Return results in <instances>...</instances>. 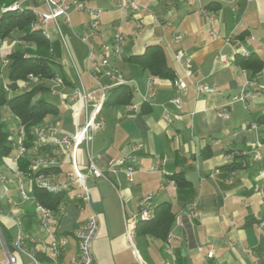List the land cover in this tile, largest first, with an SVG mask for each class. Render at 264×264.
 <instances>
[{
  "label": "crops",
  "instance_id": "crops-1",
  "mask_svg": "<svg viewBox=\"0 0 264 264\" xmlns=\"http://www.w3.org/2000/svg\"><path fill=\"white\" fill-rule=\"evenodd\" d=\"M30 1L35 10L48 11L43 0ZM81 1L102 9L97 31L88 38L92 47L109 43L114 27L123 35L121 58L112 59L111 65L127 81L132 97L129 103H115L121 92L117 90L100 112L103 128L93 133L95 164L107 179L87 182L89 203L78 200L79 189L71 185L62 192L57 209L50 210L48 230L68 242L56 259L48 249V233L34 214L26 232L35 238L31 245L35 257L41 264L68 263L77 252L74 231L95 213L98 231L92 251L97 264H163L165 240L148 234L141 225L129 242L126 238V221L133 222L139 200L150 196L153 211L160 203L171 207L174 217L167 237L175 262L179 256L181 264H264V227L258 225L264 219V205L255 192L256 188L264 190V0H135L134 11L118 9V0ZM57 20V26L47 23L50 42L60 49L55 59L57 75L46 83L57 113L47 116L40 126L54 122L61 132L72 134L83 124L84 114L81 103L69 96L81 86L89 90L95 85L88 71L87 45L81 41L89 36L90 17L70 9L69 23ZM153 44L163 48L172 79L152 77L128 60ZM242 49L248 55L242 56ZM177 54L188 57L189 67L176 59ZM249 56L252 61L245 66ZM150 77L154 95L148 97ZM175 79L186 88H176ZM99 81L108 83L104 77ZM197 81L213 87L214 92L197 93ZM247 81L252 83L245 86ZM242 89L246 100L232 102ZM130 104H136L137 110L130 111ZM226 104L227 118H223L219 110ZM166 113L172 117L170 122L164 119ZM4 121L15 129L13 118ZM134 143L140 148L130 160L135 172L133 182L128 183L123 173H111L109 168L128 155ZM50 145L39 153L58 168L48 175L57 181L73 176L72 155L78 171L85 170L84 145L75 151ZM156 156L164 162L151 170ZM4 161L5 184H0L10 183L11 190L5 187L10 194L2 200L6 208L0 209V223L11 244L17 231L14 220L21 219L33 203L19 197L14 159ZM230 164L234 166L229 169ZM178 176L188 181L187 187L171 186L169 181ZM22 180L29 190L28 179ZM7 198L12 199L11 204ZM192 202L196 203V217L186 210ZM18 258L23 264H32L23 254Z\"/></svg>",
  "mask_w": 264,
  "mask_h": 264
},
{
  "label": "built area",
  "instance_id": "built-area-1",
  "mask_svg": "<svg viewBox=\"0 0 264 264\" xmlns=\"http://www.w3.org/2000/svg\"><path fill=\"white\" fill-rule=\"evenodd\" d=\"M29 0H18L17 2L12 3L7 7H0V17L1 14L5 11H15L20 9L21 6L28 2ZM48 11L42 12L34 9V14L36 17V23L42 28V34L46 39L50 40L49 31L47 29V23L53 22L57 26L58 18H62L65 23H69V13L70 9L82 11L89 15L90 22L88 24L89 36L81 38V41L87 45V65L88 71L92 75L95 81L93 88L85 90L82 86L73 90L69 96L71 100L81 103V110L84 114L83 124L79 127H76L75 131L72 134H65L60 131L58 125L54 122H49L44 126H37L34 128L33 132L35 134V140L33 148L31 151H28L27 148L22 144L23 140V131L21 128H18L16 131V136L18 137L17 150L18 156H23L26 154L31 155V162L29 165L30 173L32 177L28 179L30 187H36L37 189L44 190L50 193H57L67 191L71 185H76L79 189V192L76 194V198L81 202L87 204L89 203V191L87 187V182L90 179H107V176L102 172L95 164V154L92 151L91 143L93 139V133L102 129L104 126V120L100 116V112L104 106V103L107 98L108 91L116 86L125 85L127 81L124 79L120 71L111 65V60H119L121 58V45L123 42V35L119 32L117 27L113 28V35L109 43L102 44L98 48L92 47L88 38L91 37L98 28L99 19L102 13V9L98 7H88L81 0H60L58 2H53L52 0H43ZM119 6L118 9H126L129 11H134L137 9L135 0H118ZM233 9L236 10V7L233 6ZM205 14V10H201ZM178 36L175 37L177 39ZM22 42L17 41L16 44ZM241 54L243 56L248 55V52L245 49H242ZM177 60H183L186 67H189L188 57L177 54ZM2 63L7 64V60L3 59ZM99 77H104L108 80V83H101ZM29 81H36L31 75L28 76ZM55 80V79H54ZM152 78L147 79V85L149 87L148 97L154 95V89L151 85ZM251 81L245 82L246 84H251ZM28 84L26 82L22 83L20 87L27 89ZM173 85L181 90L186 88V85L183 81L179 79L173 80ZM195 89L197 93L209 94L214 92V88L197 81L195 83ZM95 94H98L95 97ZM247 98V94L244 89L232 97V102L241 101L244 102ZM174 102L179 104V99L175 98ZM231 102V103H232ZM230 104V103H229ZM226 104L220 108L219 113L223 118H227L226 107L229 105ZM130 111H136L137 105L130 104L128 106ZM164 119L168 122L171 121L172 117L169 113L164 115ZM61 134V136H59ZM52 144L62 149L71 148L73 151L79 145H84L85 156H86V167L84 171H78L75 157L72 155V164L74 168V175H68L65 181H57L54 178V175H48L47 173L40 172L39 169L46 166L54 165L53 160L43 158L39 155L38 149L41 145ZM131 152L128 155L120 157L115 160L109 171L111 173L121 172L124 175L125 180L128 183H132L134 180V165L130 163V160L133 158V154L139 150V145L132 144ZM258 156L255 155L254 158ZM164 162V158L156 156L155 163L151 167V170H157L159 165ZM22 176L17 175L18 181V194L22 202H32L34 207V212L37 217L38 223L40 226L48 233V249L50 255L56 259V257L63 251L67 246V239L65 237H57L55 234L48 230L49 222L52 219V213L50 209L46 208L39 202L33 200L29 194V190L24 187ZM0 182H4L3 176L0 175ZM171 186L175 187L174 181H169ZM4 192L7 189L3 186ZM160 189H163V185H160ZM255 192L260 196L262 204L264 205V190L261 188H256ZM150 196L143 197L138 202V212L132 223L128 224L126 221V238L128 242L130 241L132 235L134 234L136 224L139 221H147L153 217L154 211L150 204ZM7 203H12L11 198L6 199ZM186 210L190 213L191 217H196V203L192 202L187 205ZM16 226V236L12 240L9 250L8 247L4 244L0 236V244L5 252L7 264H23L19 258L18 254H23L29 258L32 264H41L39 260L35 257L31 245L34 244L35 238L30 233H27L23 229V224L20 217H17L14 220ZM259 227H264V219L260 220L258 223ZM98 231V218L95 213L90 214L83 224L74 231V238L76 241L77 252L68 263H59L56 260L51 264H97L94 260L92 244L97 235ZM164 252L165 257L163 264H176L175 255L170 245L169 237L164 241Z\"/></svg>",
  "mask_w": 264,
  "mask_h": 264
},
{
  "label": "trees",
  "instance_id": "trees-1",
  "mask_svg": "<svg viewBox=\"0 0 264 264\" xmlns=\"http://www.w3.org/2000/svg\"><path fill=\"white\" fill-rule=\"evenodd\" d=\"M17 1L0 0V7H7ZM35 6L34 2L29 0L20 9L5 11L0 17V41L10 38L12 33H16L14 39L22 42V45L15 46L0 55V168L4 167L5 159H14L18 154V137L16 136L18 128L23 131L22 144L28 151H31L35 140L34 128L40 126L47 116L57 113V107L43 95L50 90L46 82L57 75L55 59L59 57L60 49L57 43L50 42L42 34V28L36 23ZM3 59L7 60L4 71ZM128 60L138 63L152 77L173 78V72L167 65L163 48L158 44L147 45L142 54L132 56ZM251 61V56L247 57V61L245 58V66ZM29 75L36 81H29ZM24 82L28 84V88L20 91V86ZM120 89L121 92L117 95L115 103H129L132 93L127 85L111 88L105 103ZM5 113H8L15 120L16 127L14 130L4 121ZM49 146L51 145H41L38 153L45 149L48 150ZM30 162V154L17 157L16 172L19 176L26 179L32 177L29 170ZM233 166L230 164L228 168H233ZM57 169L56 166H46L39 169L38 173H50ZM174 182L176 188H184L189 184L188 181L179 176L174 177ZM29 194L34 201L55 211L60 203L62 192L50 193L36 187H30ZM34 214V207L31 205L21 216L25 231L32 224ZM173 217L170 205L160 203L155 207L152 218L147 221H139L136 226L141 225L148 234L165 240ZM0 233L9 249L11 239L1 223ZM179 260L180 258L177 256L176 264H181Z\"/></svg>",
  "mask_w": 264,
  "mask_h": 264
},
{
  "label": "rangeland",
  "instance_id": "rangeland-1",
  "mask_svg": "<svg viewBox=\"0 0 264 264\" xmlns=\"http://www.w3.org/2000/svg\"><path fill=\"white\" fill-rule=\"evenodd\" d=\"M2 7H5V6H2ZM70 12V10L68 11V13ZM15 36H16V33H12V37H10V38H7V39H5V40H3V41H0V55H2L5 51H7V50H11V49H13L15 46H18V45H22V43H20V44H16V42H17V40H15L14 38H15ZM2 65H3V71L6 69V66H7V64H3L2 63ZM53 80H54V78H53ZM47 83V82H46ZM46 98H48L51 102H53V103H55L56 101L54 100V98H51V97H49V95L47 94V96H46ZM11 116L8 114V113H6V115H5V119L7 120V118H10ZM11 120V119H10ZM6 122V121H5ZM7 125L8 126H10L8 123H7ZM12 127V126H11ZM3 169L4 168H0V175L1 176H3L4 177V175H5V172L3 171ZM17 179V178H16ZM4 183V182H3ZM5 184V183H4ZM7 186L10 188V190H11V185H10V183H8L7 184ZM7 186H4V187H7ZM26 185H24V187H25ZM8 194H10V192L9 193H7V191L6 192H4V188H3V186L0 184V201L2 202V200L3 199H5L6 198V196L8 195ZM1 204H3L2 206L0 205V209H3V208H6V205H5V201L4 202H2ZM10 233H11V235L12 236H14L15 235V229L14 228H12L11 229V231H10ZM0 236H1V234H0ZM0 264H7V262H6V256H5V253H4V251H3V249L1 248V246H0Z\"/></svg>",
  "mask_w": 264,
  "mask_h": 264
}]
</instances>
